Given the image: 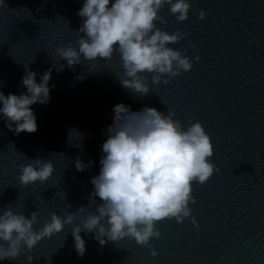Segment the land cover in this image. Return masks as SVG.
Returning <instances> with one entry per match:
<instances>
[{
	"label": "water",
	"instance_id": "obj_1",
	"mask_svg": "<svg viewBox=\"0 0 264 264\" xmlns=\"http://www.w3.org/2000/svg\"><path fill=\"white\" fill-rule=\"evenodd\" d=\"M82 3H0V91L25 92V66L38 73L37 81L53 69L50 101L31 106L35 132L15 134L0 119V211L10 207L26 216L37 211V229L53 212L61 217L75 212L77 217L30 251L25 248L0 264H29L28 255L34 257L31 264H264V0H190L184 21L165 5L159 14L167 23L157 21V26L187 33L169 46L186 49L193 67L167 83L153 85L149 75L150 92L144 96L121 86L118 54L73 67L61 61L65 67L56 70V47L75 46L82 35L77 15ZM200 10L206 13L203 19ZM120 102L132 110L145 105L171 109L185 127L199 120L210 135V159L218 171L203 184L193 182L191 216L198 226L191 217L182 223L162 219L157 223L161 236L150 240L151 247L131 237L101 246L92 233L82 231L86 251L81 256L71 231L100 203L99 197L91 202V177L99 173L105 130ZM36 158L51 160L53 174L46 181L21 184L19 166ZM78 159L87 165L83 170L75 166Z\"/></svg>",
	"mask_w": 264,
	"mask_h": 264
},
{
	"label": "clouds",
	"instance_id": "obj_2",
	"mask_svg": "<svg viewBox=\"0 0 264 264\" xmlns=\"http://www.w3.org/2000/svg\"><path fill=\"white\" fill-rule=\"evenodd\" d=\"M165 5L178 21L188 18L192 6L190 0H83L77 12L82 18L78 29L82 35L75 46L69 42L56 47V70L65 67L61 61L73 67L84 61H109L118 54L123 69L122 75L117 76L121 86L140 96L150 92L149 75L155 85L191 70L193 59L186 49L169 46L184 39L187 33L180 29L170 33L157 26V21L167 23L159 14ZM205 16V11L200 10L199 17ZM199 59L194 57L195 61ZM52 70L49 67L39 74L37 81L38 73L25 66L21 83L26 91L7 95L0 91V119L15 134L37 130L31 106L50 101ZM112 113V123L105 130L106 139L101 146L100 170L91 177V202L99 197L100 203L71 231L81 256L86 251L82 231L92 233L101 246L131 237L138 244L151 247L150 240L161 236L157 223L162 219L174 218L182 223L191 217L192 224L198 226L191 216L190 203L195 202L193 182L203 184L218 171L210 159L214 153L210 135L199 120L190 121L185 127L171 109L165 112L145 105L132 110L123 102L116 103ZM75 166L83 170L87 165L78 159ZM19 168L18 179L24 185L46 181L54 172L52 161L43 158L31 159ZM76 218L75 212L64 217L53 212L37 229V211L26 216L4 207L0 211V261L17 258L25 248L30 251L42 238L61 232ZM151 254L157 255L154 248ZM27 259L31 264L34 257L28 255Z\"/></svg>",
	"mask_w": 264,
	"mask_h": 264
}]
</instances>
